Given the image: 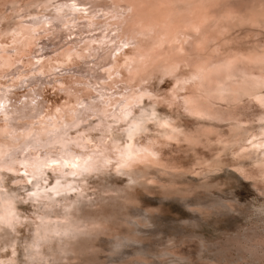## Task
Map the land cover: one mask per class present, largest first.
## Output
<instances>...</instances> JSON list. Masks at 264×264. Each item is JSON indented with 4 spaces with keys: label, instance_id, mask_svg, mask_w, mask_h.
<instances>
[{
    "label": "clouds",
    "instance_id": "9594fccd",
    "mask_svg": "<svg viewBox=\"0 0 264 264\" xmlns=\"http://www.w3.org/2000/svg\"><path fill=\"white\" fill-rule=\"evenodd\" d=\"M0 264H264V0H0Z\"/></svg>",
    "mask_w": 264,
    "mask_h": 264
}]
</instances>
